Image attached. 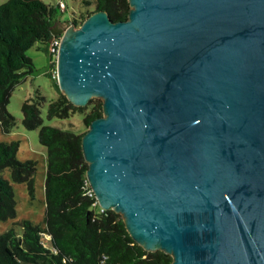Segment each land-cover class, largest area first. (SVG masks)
<instances>
[{
	"label": "water",
	"instance_id": "1",
	"mask_svg": "<svg viewBox=\"0 0 264 264\" xmlns=\"http://www.w3.org/2000/svg\"><path fill=\"white\" fill-rule=\"evenodd\" d=\"M68 20L60 91L98 205L170 264H264V0H128Z\"/></svg>",
	"mask_w": 264,
	"mask_h": 264
},
{
	"label": "trees",
	"instance_id": "2",
	"mask_svg": "<svg viewBox=\"0 0 264 264\" xmlns=\"http://www.w3.org/2000/svg\"><path fill=\"white\" fill-rule=\"evenodd\" d=\"M84 13L72 17L74 24L96 9H103L112 20H122L129 11L128 0H81ZM92 5L90 9L89 6ZM58 7L43 0H5L0 2V127L10 131L14 115L6 104L11 90L34 70L26 50L36 42L47 44L63 29L54 24ZM66 7V6H65ZM61 22V21H59ZM47 71L57 91L46 109L48 118H66L82 114V124L101 115V99H89L85 105H75L63 94L56 80V55L48 53ZM34 95L21 102L22 123L37 129L38 141L45 147L44 215L33 222L20 218L17 233L14 227L0 232V264H170L171 255L161 249L146 250L135 241L125 227L120 213L101 209L93 196L85 193L87 162L81 150L84 131L43 123L39 98ZM18 141H0V219L15 216L12 184L3 175L8 169L13 181L26 184L34 196L36 161L16 157Z\"/></svg>",
	"mask_w": 264,
	"mask_h": 264
},
{
	"label": "rangeland",
	"instance_id": "3",
	"mask_svg": "<svg viewBox=\"0 0 264 264\" xmlns=\"http://www.w3.org/2000/svg\"><path fill=\"white\" fill-rule=\"evenodd\" d=\"M5 0H0L3 2ZM50 5H56L58 0H43ZM65 6H56L54 13V24L64 29L68 20L72 17H79L83 14L86 6L81 0H63ZM92 8V5L89 6ZM82 19V18H78ZM61 21V22H59ZM79 24V23H77ZM76 24V25H77ZM47 44L36 42L26 50V54L31 57L35 70L28 74L22 81L14 86L9 95L6 107L15 117V124L10 131L4 132L0 127V141H18V149L16 157L20 160L27 158L36 161V171L34 174V196L32 197L27 190L26 184L23 182L13 181L10 177L8 169H3V175L9 180L13 187L15 199V216L2 220L0 219V232L14 227L17 233L21 232V227L16 223L20 218H28L33 222H39L44 215V178H45V147L38 141L37 129L26 128L22 123V111L20 108L21 102L34 95L37 88L40 94V116L43 123L58 126L61 128H69L72 125L75 131H85L87 127L82 124V114L79 112L72 113L66 118L46 116V109L49 100L57 95V91L49 76L45 74L47 71L48 61ZM91 100L100 99L97 96H92ZM87 104V103H86Z\"/></svg>",
	"mask_w": 264,
	"mask_h": 264
},
{
	"label": "built area",
	"instance_id": "4",
	"mask_svg": "<svg viewBox=\"0 0 264 264\" xmlns=\"http://www.w3.org/2000/svg\"><path fill=\"white\" fill-rule=\"evenodd\" d=\"M59 5L65 7L64 1L63 0H58V6ZM61 34H62V32H61ZM61 34L52 36L51 39L47 42V50H48L49 53H51V54L55 53V55H56L57 50H58V46H59V43H60ZM87 183H88V181H87ZM85 193H87L88 195L94 197V193H93L92 189L90 188V186H88V188L86 189ZM100 208L103 209L102 207H100Z\"/></svg>",
	"mask_w": 264,
	"mask_h": 264
}]
</instances>
